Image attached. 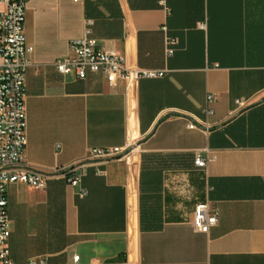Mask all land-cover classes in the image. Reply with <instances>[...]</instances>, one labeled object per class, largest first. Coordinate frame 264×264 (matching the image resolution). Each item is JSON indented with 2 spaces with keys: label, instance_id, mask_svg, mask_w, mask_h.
I'll return each instance as SVG.
<instances>
[{
  "label": "crops",
  "instance_id": "0c3cea01",
  "mask_svg": "<svg viewBox=\"0 0 264 264\" xmlns=\"http://www.w3.org/2000/svg\"><path fill=\"white\" fill-rule=\"evenodd\" d=\"M25 34L24 166L48 178L7 186L15 264H264V0H26ZM85 36L163 74L58 73ZM131 143L130 161L87 160ZM83 162L72 186L62 173ZM205 201L208 234L193 227Z\"/></svg>",
  "mask_w": 264,
  "mask_h": 264
},
{
  "label": "built area",
  "instance_id": "2783aa9c",
  "mask_svg": "<svg viewBox=\"0 0 264 264\" xmlns=\"http://www.w3.org/2000/svg\"><path fill=\"white\" fill-rule=\"evenodd\" d=\"M25 9L26 0H0V264H15L10 257L9 238L12 229L7 210V186L23 182L43 188L48 178L47 174L24 166L27 145L24 93L28 55L32 51L26 41ZM172 53L173 49L170 48L168 54ZM56 69L62 75H74L79 79L86 78L90 73H100L110 84L123 81L127 85L141 78L163 74L161 71L129 67L124 55L99 47L88 36L70 42L69 54L56 61ZM207 101L213 103L215 96L209 94ZM236 103L240 108L246 104L241 99L236 100ZM208 112L211 114L213 110L209 109ZM135 150L133 143L124 148H92L87 153V160L130 161ZM215 158V155L210 154L204 157L196 155L194 164L206 168ZM85 169L86 162H83L69 167L62 174L72 186H76L80 184ZM85 194V191L81 192L82 196ZM217 222L216 205L211 201L196 205L193 216L195 231L208 234ZM25 264L38 263L31 260ZM73 264H80L78 255L74 256Z\"/></svg>",
  "mask_w": 264,
  "mask_h": 264
}]
</instances>
